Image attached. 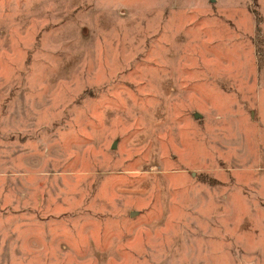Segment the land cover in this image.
<instances>
[{
  "label": "rangeland",
  "instance_id": "obj_1",
  "mask_svg": "<svg viewBox=\"0 0 264 264\" xmlns=\"http://www.w3.org/2000/svg\"><path fill=\"white\" fill-rule=\"evenodd\" d=\"M0 264H264V0H0Z\"/></svg>",
  "mask_w": 264,
  "mask_h": 264
}]
</instances>
